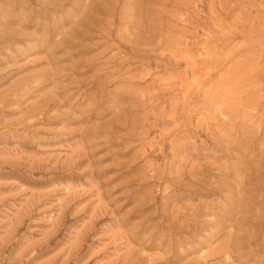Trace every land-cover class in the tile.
<instances>
[{"label": "rangeland", "instance_id": "374dc122", "mask_svg": "<svg viewBox=\"0 0 264 264\" xmlns=\"http://www.w3.org/2000/svg\"><path fill=\"white\" fill-rule=\"evenodd\" d=\"M0 264H264V0H0Z\"/></svg>", "mask_w": 264, "mask_h": 264}]
</instances>
